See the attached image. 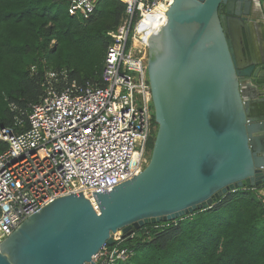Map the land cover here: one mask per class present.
Listing matches in <instances>:
<instances>
[{
    "label": "water",
    "instance_id": "1",
    "mask_svg": "<svg viewBox=\"0 0 264 264\" xmlns=\"http://www.w3.org/2000/svg\"><path fill=\"white\" fill-rule=\"evenodd\" d=\"M254 4L174 0L149 37L158 131L148 165L92 192L99 210L83 191L48 203L0 243V264H87L118 234L264 187V63H248L239 38L257 20L249 18Z\"/></svg>",
    "mask_w": 264,
    "mask_h": 264
},
{
    "label": "built area",
    "instance_id": "2",
    "mask_svg": "<svg viewBox=\"0 0 264 264\" xmlns=\"http://www.w3.org/2000/svg\"><path fill=\"white\" fill-rule=\"evenodd\" d=\"M125 15L109 31L101 83L69 80L48 70L29 127L0 128V243L28 217L62 196L103 192L140 174L149 163L153 132L148 77L149 37L165 23L174 0H121ZM264 7V0H255ZM99 0H70L69 13L88 19ZM36 71V69H33ZM11 109L19 112L15 104ZM19 126L24 120L18 118ZM264 187L258 189L259 196ZM134 233V232H132ZM133 235V234H132ZM116 235L87 264H118L136 251Z\"/></svg>",
    "mask_w": 264,
    "mask_h": 264
},
{
    "label": "trees",
    "instance_id": "3",
    "mask_svg": "<svg viewBox=\"0 0 264 264\" xmlns=\"http://www.w3.org/2000/svg\"><path fill=\"white\" fill-rule=\"evenodd\" d=\"M69 7L70 0H0V128L29 127L48 70L101 83L108 32L119 27L126 5L99 0L88 19L71 15ZM257 190L230 191L208 209L134 229L123 244L136 253L118 264H264V196Z\"/></svg>",
    "mask_w": 264,
    "mask_h": 264
},
{
    "label": "flooded vegetation",
    "instance_id": "4",
    "mask_svg": "<svg viewBox=\"0 0 264 264\" xmlns=\"http://www.w3.org/2000/svg\"><path fill=\"white\" fill-rule=\"evenodd\" d=\"M254 8H255V11H257L256 9H261L262 6H260L259 4H254ZM255 11H253L251 13V15L249 16V18H256L255 17ZM225 12H222L220 11V14H224ZM233 20H235V17H232ZM257 21H248L245 23V27L242 29V33L240 32L239 33V38L241 39H244L245 41V50H246V56H247V59H248V63H253V62H262V64L264 63V52H260L259 51V46H257V43H256V39L257 37L255 36V32H254V23H256ZM257 25L259 27H262L263 26V31H261V28H260V31L263 32V38H264V23L263 24H258ZM241 35V36H240ZM258 41V40H257Z\"/></svg>",
    "mask_w": 264,
    "mask_h": 264
},
{
    "label": "rangeland",
    "instance_id": "5",
    "mask_svg": "<svg viewBox=\"0 0 264 264\" xmlns=\"http://www.w3.org/2000/svg\"><path fill=\"white\" fill-rule=\"evenodd\" d=\"M257 11H255V17H256V23H258L259 25L260 24H263L264 23V7L262 6L261 9H256ZM261 28V31H263V28ZM260 30V29H259ZM257 30V34H255V36H257V39H256V43H257V46H259V51L261 52H264V38H263V32ZM258 40V41H257ZM259 42V44H258ZM152 113L154 114V106H153V103H152ZM157 131H158V125L155 124L153 126V132H152V136H151V141L155 143V139H156V135H157ZM153 143H149V148L152 150L153 149Z\"/></svg>",
    "mask_w": 264,
    "mask_h": 264
},
{
    "label": "bare ground",
    "instance_id": "6",
    "mask_svg": "<svg viewBox=\"0 0 264 264\" xmlns=\"http://www.w3.org/2000/svg\"><path fill=\"white\" fill-rule=\"evenodd\" d=\"M245 86H246V87H245L246 94H248V93L250 92V91H249L250 89H249L247 83H246ZM147 165H148V163H146V161H145V162L142 164V167L145 169ZM88 197H90V198L92 197L90 193L88 194ZM118 235H119V234H118Z\"/></svg>",
    "mask_w": 264,
    "mask_h": 264
},
{
    "label": "crops",
    "instance_id": "7",
    "mask_svg": "<svg viewBox=\"0 0 264 264\" xmlns=\"http://www.w3.org/2000/svg\"><path fill=\"white\" fill-rule=\"evenodd\" d=\"M262 28H263V26H262ZM259 29H260V27L257 25V23H254V32H255V34H257V30H259Z\"/></svg>",
    "mask_w": 264,
    "mask_h": 264
}]
</instances>
